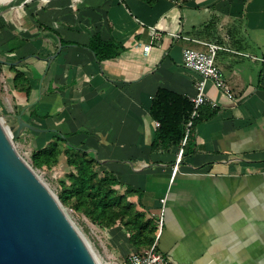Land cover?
<instances>
[{
  "label": "crops",
  "instance_id": "crops-1",
  "mask_svg": "<svg viewBox=\"0 0 264 264\" xmlns=\"http://www.w3.org/2000/svg\"><path fill=\"white\" fill-rule=\"evenodd\" d=\"M170 32L226 47L215 63L232 94L205 82L196 150L178 161L179 145L151 150L149 108L160 87L196 94L199 77L181 52L202 45ZM95 34L116 44V55L97 58L87 47ZM0 59L11 62L0 65L8 111L24 108L46 129L23 132L32 150L56 132L65 137L53 171L71 170L64 149L85 150L98 175L115 177L113 188L152 220V242L173 264H264V0L23 2L0 9ZM16 71L27 93L13 86ZM103 229L121 259L139 249L119 221Z\"/></svg>",
  "mask_w": 264,
  "mask_h": 264
},
{
  "label": "trees",
  "instance_id": "trees-1",
  "mask_svg": "<svg viewBox=\"0 0 264 264\" xmlns=\"http://www.w3.org/2000/svg\"><path fill=\"white\" fill-rule=\"evenodd\" d=\"M144 1L153 3L155 0ZM87 47L97 58L112 57L116 55L118 48L112 41L102 40L97 34L90 37ZM7 67L12 70L14 64H9ZM20 75L18 71L15 72L13 86L27 93L29 86L26 85L25 78ZM200 107L198 115L191 118V125L186 128L185 123L190 118L192 109L189 98L166 88H158L149 108L150 116L158 122L150 145L151 150L168 151L173 145H180L181 139L186 134L180 159L187 152L195 151V146L192 148L189 146L193 128L201 119ZM64 141H66L65 137L56 132L44 146L32 150L30 157L33 164L41 169L42 167L50 169L56 164L61 152L60 144ZM63 152L71 170L66 172L68 183H60L61 190L58 197L61 202L68 204L75 211L83 212L100 228L111 227L119 221L129 233L130 243L139 249L149 246L153 240L154 223L151 219H144V214L134 208V204L126 199V194L118 193L113 188V185L119 183L118 180L108 172L99 176L94 169L97 160L88 157L85 150L71 145Z\"/></svg>",
  "mask_w": 264,
  "mask_h": 264
},
{
  "label": "water",
  "instance_id": "water-1",
  "mask_svg": "<svg viewBox=\"0 0 264 264\" xmlns=\"http://www.w3.org/2000/svg\"><path fill=\"white\" fill-rule=\"evenodd\" d=\"M23 113L24 108L11 114L15 123L0 120V264H101L58 197L18 151L16 139L26 129L46 130Z\"/></svg>",
  "mask_w": 264,
  "mask_h": 264
},
{
  "label": "built area",
  "instance_id": "built-area-1",
  "mask_svg": "<svg viewBox=\"0 0 264 264\" xmlns=\"http://www.w3.org/2000/svg\"><path fill=\"white\" fill-rule=\"evenodd\" d=\"M153 36L159 38L162 35V31H157L153 27ZM170 36L173 38L182 37L194 42H197L202 45V47H192L186 46L182 49L181 52V63L182 65L197 74L199 77L196 83V94L188 97L192 103V109L190 112V118L185 123L186 128L191 125V118L198 115L199 107L206 103L208 100L204 92L205 82L211 80L213 84L228 97H231L229 87L225 81L222 70L216 65L215 57L219 49H227L226 47L220 45L215 41H203L197 38H192L186 35H181L177 32H170ZM149 49V46H144L143 51L146 53ZM155 125H158V122L155 121ZM188 130V129H187ZM186 130V133H187ZM186 134L180 141L179 152L177 161L180 158L182 151V146L185 143ZM162 223V215H160L158 220V226L160 227ZM121 264H173L172 259L160 251L156 242H152L149 246L143 247L134 252L128 253L121 261Z\"/></svg>",
  "mask_w": 264,
  "mask_h": 264
},
{
  "label": "rangeland",
  "instance_id": "rangeland-1",
  "mask_svg": "<svg viewBox=\"0 0 264 264\" xmlns=\"http://www.w3.org/2000/svg\"><path fill=\"white\" fill-rule=\"evenodd\" d=\"M33 0H0V9L6 10L11 8H16L23 2H31ZM41 2V0H35ZM10 96L7 93V86L4 78L0 72V120L3 125L8 124V118L12 112L8 111L10 105ZM23 137L25 140H23ZM16 147L18 151L23 155L25 160L33 167V169L40 175L41 179L47 184L51 191L58 197V194L61 190L60 183L67 182L66 172H60L61 169H57L58 172L53 171L51 167L38 168L35 166L31 160L30 154L32 146L29 143V138L25 133H22L16 139ZM59 199V197H58ZM61 206L67 212L69 218L75 225V227L80 231L82 236L85 238L97 258L107 264H119L118 257L115 252H112L106 243L105 229L100 230L96 225H94L81 211H75L68 204L61 202ZM122 260V259H121Z\"/></svg>",
  "mask_w": 264,
  "mask_h": 264
},
{
  "label": "bare ground",
  "instance_id": "bare-ground-1",
  "mask_svg": "<svg viewBox=\"0 0 264 264\" xmlns=\"http://www.w3.org/2000/svg\"><path fill=\"white\" fill-rule=\"evenodd\" d=\"M99 261H100V260H99ZM100 263H101V264H107V263H103V262H101V261H100Z\"/></svg>",
  "mask_w": 264,
  "mask_h": 264
}]
</instances>
